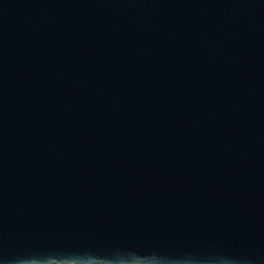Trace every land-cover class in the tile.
Wrapping results in <instances>:
<instances>
[{
    "label": "water",
    "instance_id": "water-1",
    "mask_svg": "<svg viewBox=\"0 0 264 264\" xmlns=\"http://www.w3.org/2000/svg\"><path fill=\"white\" fill-rule=\"evenodd\" d=\"M0 264H264V0H0Z\"/></svg>",
    "mask_w": 264,
    "mask_h": 264
}]
</instances>
